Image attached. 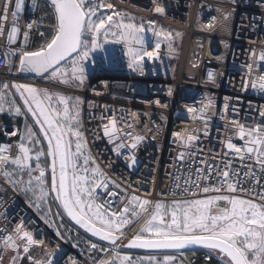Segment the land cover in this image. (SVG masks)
Returning a JSON list of instances; mask_svg holds the SVG:
<instances>
[{
  "label": "built area",
  "instance_id": "1",
  "mask_svg": "<svg viewBox=\"0 0 264 264\" xmlns=\"http://www.w3.org/2000/svg\"><path fill=\"white\" fill-rule=\"evenodd\" d=\"M6 2L9 11L4 13ZM16 2L0 0V16L6 17L0 19V24L4 25L0 34V88L4 83H25L79 98L80 130L84 134L87 151L108 177L109 189L117 193L115 197H105L117 202L116 210L123 207L119 203L121 199L133 195L165 202L181 198L175 187V177L187 176L197 167L204 169L206 165L201 161L215 165L225 159H233L235 154L225 144L229 139L237 147L245 143L237 135L236 123L255 126L264 120L259 114L264 110V91L251 86L253 79L259 82L264 75L258 60L264 51V0H107L114 6L108 14L125 13L152 29L145 45L149 52L158 39L153 31L179 34L175 49H169L165 41L161 42L159 49L158 58L173 64V75L167 77L151 73L152 60L147 57L142 71H133L128 67L125 45L115 43L120 64L110 65L112 72L92 73L83 87L77 89L44 76L24 78L17 71L20 51L36 50L38 42L43 39L40 33L47 29L42 24V7L47 5L52 12L53 9L48 0H21V8L17 16H13ZM157 6L164 11L157 13ZM14 25L19 31L16 42L10 44L7 34ZM26 31L27 40L24 36ZM9 51L15 54L9 55L6 62L4 54ZM249 65H252L251 69ZM10 91L15 93V89ZM10 98L22 108L19 93ZM111 119L116 120L119 130L115 142L123 139L130 143L131 140L124 135L127 132L143 137L138 147L132 150L138 163L131 169L125 159L128 150L122 149L123 155L118 156L112 151L114 143H109L104 136L103 125ZM25 124V115H13L7 111L0 113V145L7 147L4 154L10 158L18 154ZM13 130H19L18 134L7 135ZM198 132H203L204 136L195 135ZM174 133H179V137ZM189 135L197 139L188 141ZM38 138L41 144L36 145L37 149L46 151L43 136L39 134ZM25 146L32 149L30 155L34 157L33 144L26 142ZM182 153L184 159L178 160ZM224 153L229 155L225 157ZM41 162L45 167L50 158L41 157ZM234 163L239 166L238 160ZM30 166H35L34 159ZM45 171L46 185L50 186L51 170L46 167ZM212 176V182H215V172ZM24 179H28L26 175ZM179 183L183 185V179ZM97 191L103 196L106 190ZM195 198H205V194L197 192ZM49 207L52 211L50 223L30 206L29 197L14 191L0 177V234H10L17 225L23 224L24 229L41 242L33 246L51 254L52 264H72L73 261L75 264H99L105 255L101 257L100 250L89 252L86 241L103 248L111 247L75 227L58 202L50 199ZM57 232L62 235L58 236ZM172 253L181 254L178 259L182 264H221L215 254L208 258L206 250L188 255L186 252ZM5 255L6 250L0 243V264H3Z\"/></svg>",
  "mask_w": 264,
  "mask_h": 264
},
{
  "label": "snow or ice",
  "instance_id": "2",
  "mask_svg": "<svg viewBox=\"0 0 264 264\" xmlns=\"http://www.w3.org/2000/svg\"><path fill=\"white\" fill-rule=\"evenodd\" d=\"M50 5L55 20L51 26L53 34L36 50L20 51L19 72L35 73L62 85L80 87L85 79L83 62L89 59L90 52L102 48V44L123 43L126 49L124 54L129 58L128 67L133 71H142L145 57L148 60L159 57L160 39H157L151 52L145 48L143 33L152 29H145L143 22H131L134 18L125 13L108 14L114 6L107 0H50ZM20 8L21 0H17L16 10L12 15L17 16ZM3 11H9L7 2ZM155 11L162 13L164 8L157 6ZM5 18L0 16V19ZM125 18L128 22H125ZM3 31L4 25L0 24V34ZM18 31V26L10 28L8 43L16 42ZM153 35L163 40L171 38L169 33L162 30L153 31ZM24 36L27 40V31ZM40 36L44 38L45 34L41 32ZM14 54L6 52L4 60L7 62L9 55ZM258 60L264 71V51L259 54ZM251 67L249 65L250 69ZM251 86L264 91V75L259 82L253 79ZM10 89L19 93L24 111L10 98L15 95ZM5 111L13 115L30 114L34 124L39 126V134L47 141V149H36L34 157L30 155L32 149L25 146L26 142L40 145L41 140L33 126L25 124V134L20 136L18 154L15 157L10 158L4 154L7 147L0 145V177L14 191L29 197L30 206L42 213L46 222L50 223L49 217L52 215L49 207L51 199L58 202L63 212L80 228L112 245L108 249L86 241L89 252L111 251V258L102 260L99 264H143V261H133L116 251L117 241L123 236L125 226L139 219H143L144 223L129 240L127 248H200L207 250L208 258L213 254L217 255L221 264H264V120L255 126L236 123L237 135L245 143L237 147L229 139L225 144L235 154L233 159H225L221 164L215 165L201 161L206 165L204 169L197 167L187 176L175 177V187L181 198L165 202L141 199L133 195L125 198L126 202L121 199L119 203L123 207L116 210L117 202L105 197H115L117 193L109 189L108 177L87 151V143L80 130L82 122L78 97L65 96L47 88L38 89L29 84L4 83L0 88V113ZM259 114L264 118V110ZM103 131L109 143H114V153L119 156L123 155L122 149L128 150L125 157L127 167L133 168L138 160L132 150L138 147L143 137L127 132L124 135L131 140L130 143L123 139L115 142L119 131L115 119L103 125ZM18 132L19 130H13L7 135L15 136ZM174 135L179 137L180 134ZM195 139L197 137L191 135L187 137L188 141ZM228 155L229 153H224L225 157ZM41 157L46 160L50 158V163L42 167ZM33 159L35 166L31 167L30 161ZM177 159L183 160L184 154H180ZM234 160L239 161V166L235 165ZM46 167L51 170L50 186L45 181ZM213 172L215 182H212ZM25 175L27 180L24 179ZM193 176L196 178L193 179ZM181 179L184 181L183 185L179 183ZM98 189L106 190L103 196ZM197 192L205 194V198H195ZM210 193L216 194L209 195ZM56 215L59 216V213ZM57 235L62 233L57 232ZM0 243L4 250L16 251L22 247L23 253L29 254L30 246L41 242L34 239L33 234L20 224L12 233L0 234ZM27 258L31 264H52L51 259L40 260L31 255ZM19 259L18 255L14 256L12 264H19ZM144 260L147 264H176L175 257L167 254L162 260L154 255L147 256Z\"/></svg>",
  "mask_w": 264,
  "mask_h": 264
},
{
  "label": "rangeland",
  "instance_id": "3",
  "mask_svg": "<svg viewBox=\"0 0 264 264\" xmlns=\"http://www.w3.org/2000/svg\"><path fill=\"white\" fill-rule=\"evenodd\" d=\"M125 22H128V20H126ZM131 22L136 23V24H140L136 20H132ZM43 27H46V26H43ZM145 29H148V28L145 27ZM148 34H150V31H145V33H143V36H144L145 41H146L145 45L149 41V35ZM169 34L171 37L169 40H163L162 38H158V39H160L161 42L165 41L167 43V47L169 49H175L177 47V43H178L177 35H175L173 33H169ZM109 39H111V37H109ZM102 42H103V37L101 38V43ZM113 44H115V43L102 44V48H97L96 50L89 53V59H87L83 62L84 68H85V72H84L85 79H84L83 85L85 84V81L88 79V77L92 73H94V72H97V73L112 72L111 66H116V65L120 64V61L118 59L119 52ZM104 60H106V62H108V63H105ZM150 72L155 73V74L159 73L160 75L170 77L173 75V64L171 62L167 61V59L161 60L160 58H156V59L152 60ZM83 85L80 87H71L68 85H65V86L77 89V88L83 87ZM19 98H20V96H19ZM20 104H21L22 110H23V101L22 100H20ZM26 124L32 125L34 128V131H36L39 134V126L34 124V121H33L30 114H28L26 116ZM24 129H25V125H24ZM40 135L43 136L42 134H40ZM195 135L203 137L204 133L198 132V133H195ZM44 141H45V144L47 145V141L46 140H44ZM72 148L74 151L75 150L74 143L72 145ZM33 149L36 150L37 146L33 145ZM143 223H144L143 219L133 220L131 224L125 226V228L123 229V236H121V237L130 240L139 231V229ZM106 248H108V247H106ZM108 249H110V248H108ZM117 252H119L120 255H122V256L126 255V256L130 257L131 260H133V261H143V264H147V261L144 260V258L147 256L154 255V256H157L158 259L162 260L163 256L165 254L173 255L175 257L176 264H182L178 259V257L181 256V254H179V253H172V252H169V253H142V252H132V251H124V250H119ZM17 255L20 257L19 264H31V262L27 258L28 255H31L35 259H40V260L51 259V261H53L52 257L49 255V253H47L45 250H42L41 248H39L37 246L32 245V246H30L29 254L23 253L22 247L17 249L16 251L6 250V255H5L3 264H12V258L14 256H17ZM103 255H105V257L102 260H108L111 258L112 253H111V251H102L101 257ZM184 256H186V255H184ZM215 256H216V258H219L217 255H215ZM88 258L91 259L92 255H88ZM125 264H127V262H125Z\"/></svg>",
  "mask_w": 264,
  "mask_h": 264
},
{
  "label": "water",
  "instance_id": "4",
  "mask_svg": "<svg viewBox=\"0 0 264 264\" xmlns=\"http://www.w3.org/2000/svg\"><path fill=\"white\" fill-rule=\"evenodd\" d=\"M50 2V0H48ZM21 76L24 78L27 77H39L37 76L35 73H25V72H20ZM25 84V83H23ZM66 215V213H65ZM66 217L68 218V220L75 226L77 227L80 231L84 232L85 234H87L88 236H90L91 238L95 239L96 241L107 245L109 247H112V245H110L107 241H101L99 240L98 237H93L91 236L90 233H88L85 229L80 228L79 225L75 224L74 221L71 220V218H69L67 215ZM129 240L125 239V238H120L117 241L116 244V249H120V250H124V251H132V252H142V253H169V252H194V251H202V250H206V249H200V248H196L195 250L193 249H184V250H155V249H140V248H127L126 245L128 244ZM207 251V250H206Z\"/></svg>",
  "mask_w": 264,
  "mask_h": 264
},
{
  "label": "trees",
  "instance_id": "5",
  "mask_svg": "<svg viewBox=\"0 0 264 264\" xmlns=\"http://www.w3.org/2000/svg\"><path fill=\"white\" fill-rule=\"evenodd\" d=\"M41 16H42V24L44 26L47 27L46 30H44V34H45V37L40 40L38 42V46H40L41 44L45 43L47 39H50L51 36H52V29H51V26L55 23V20H54V16H53V12L49 9V6L45 5L43 8H42V11H41ZM192 252H186V254H190Z\"/></svg>",
  "mask_w": 264,
  "mask_h": 264
}]
</instances>
